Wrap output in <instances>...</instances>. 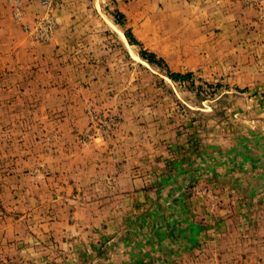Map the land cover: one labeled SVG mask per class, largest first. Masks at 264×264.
I'll return each mask as SVG.
<instances>
[{"label": "rangeland", "instance_id": "374dc122", "mask_svg": "<svg viewBox=\"0 0 264 264\" xmlns=\"http://www.w3.org/2000/svg\"><path fill=\"white\" fill-rule=\"evenodd\" d=\"M0 264H264V0H0Z\"/></svg>", "mask_w": 264, "mask_h": 264}, {"label": "crops", "instance_id": "0c3cea01", "mask_svg": "<svg viewBox=\"0 0 264 264\" xmlns=\"http://www.w3.org/2000/svg\"><path fill=\"white\" fill-rule=\"evenodd\" d=\"M245 149V148H244ZM239 151L241 152V153H243V151L245 152L246 150H243V147L241 146V148H239ZM247 153V152H246ZM175 202L178 204V206H179V209L177 210V213H180L179 215L180 216H183V218H185L187 221H189L188 220V218H187V215L189 214L188 213V211H186L185 209H184V205H183V203L185 202L184 201V199H183V197L182 196H179V197H177L176 198V200H175ZM185 221H183L182 223H184ZM190 223V222H189ZM189 223L187 222V225L185 226V229L187 230H189V228H190V231H191V225H189ZM186 227H188V228H186ZM193 228H194V231H191V232H188V231H184V233L185 232H187L186 233V236H190L191 238L193 237V239L195 238V237H197V236H201L202 234H205V232H204V230H203V227H202V225H198L197 223H194L193 224ZM182 229V228H181ZM181 232V230L180 229H178L177 228V232H176V234H179ZM185 235V234H184Z\"/></svg>", "mask_w": 264, "mask_h": 264}, {"label": "trees", "instance_id": "16d2710c", "mask_svg": "<svg viewBox=\"0 0 264 264\" xmlns=\"http://www.w3.org/2000/svg\"><path fill=\"white\" fill-rule=\"evenodd\" d=\"M127 36L133 42L134 38H131L132 36L129 33L127 34ZM142 54H143L144 58L148 59L151 62H156L157 61V60H155V53L154 52H149V51H146V50H142ZM191 75H192L191 73L183 74V73H180V72H170V76L176 81L180 80V79H184V78L190 77Z\"/></svg>", "mask_w": 264, "mask_h": 264}, {"label": "bare ground", "instance_id": "6f19581e", "mask_svg": "<svg viewBox=\"0 0 264 264\" xmlns=\"http://www.w3.org/2000/svg\"><path fill=\"white\" fill-rule=\"evenodd\" d=\"M121 35H122V37H123L126 41H128L127 38H126V36H125V34H124L123 32H121ZM135 55H136V54H135Z\"/></svg>", "mask_w": 264, "mask_h": 264}]
</instances>
